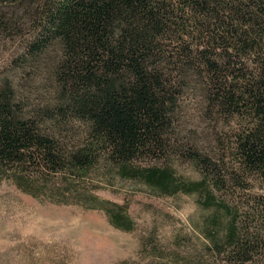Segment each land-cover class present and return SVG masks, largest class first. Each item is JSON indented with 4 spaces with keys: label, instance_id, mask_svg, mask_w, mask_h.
<instances>
[{
    "label": "trees",
    "instance_id": "16d2710c",
    "mask_svg": "<svg viewBox=\"0 0 264 264\" xmlns=\"http://www.w3.org/2000/svg\"><path fill=\"white\" fill-rule=\"evenodd\" d=\"M26 33L19 68L44 56L51 103L34 110L0 78V171L81 179L103 162L136 177L132 162L163 158L180 76L191 68L207 110L237 127L228 167L186 150L202 179L183 191L210 186L229 197L218 203L226 223L211 237L212 264H264V0H0V46ZM142 182L161 195L179 191L168 168H149ZM85 204L130 230L118 204Z\"/></svg>",
    "mask_w": 264,
    "mask_h": 264
},
{
    "label": "rangeland",
    "instance_id": "374dc122",
    "mask_svg": "<svg viewBox=\"0 0 264 264\" xmlns=\"http://www.w3.org/2000/svg\"><path fill=\"white\" fill-rule=\"evenodd\" d=\"M31 38L26 33L2 42L0 78H9L21 102L37 110L51 103L52 84L44 56L19 68L17 58ZM182 73L164 156L132 162L136 177L124 178L103 162L81 179L0 171V264H212L211 237L221 236L226 223L218 203L229 204V197L210 186L183 191L202 179L186 150L223 158L228 167V140L237 126L207 110L205 88L191 68ZM68 126L72 140L80 141L82 125ZM153 166L170 169L179 191L161 195L146 186L142 174ZM206 192L214 198L210 203ZM94 197L121 206L130 230L114 228L103 211L85 204Z\"/></svg>",
    "mask_w": 264,
    "mask_h": 264
}]
</instances>
